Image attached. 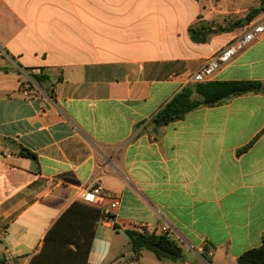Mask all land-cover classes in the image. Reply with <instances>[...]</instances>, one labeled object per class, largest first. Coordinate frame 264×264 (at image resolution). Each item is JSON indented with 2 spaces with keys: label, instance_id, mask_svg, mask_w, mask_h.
Listing matches in <instances>:
<instances>
[{
  "label": "crops",
  "instance_id": "1",
  "mask_svg": "<svg viewBox=\"0 0 264 264\" xmlns=\"http://www.w3.org/2000/svg\"><path fill=\"white\" fill-rule=\"evenodd\" d=\"M259 4L0 0V264L42 250L39 264H84L92 236V264H238L262 244L264 91L151 123ZM201 23L207 39L196 41ZM237 79L264 84V37L211 80ZM95 183L120 198L111 218H97L108 201L80 197ZM166 223L180 259L122 252L126 229L164 234Z\"/></svg>",
  "mask_w": 264,
  "mask_h": 264
},
{
  "label": "trees",
  "instance_id": "2",
  "mask_svg": "<svg viewBox=\"0 0 264 264\" xmlns=\"http://www.w3.org/2000/svg\"><path fill=\"white\" fill-rule=\"evenodd\" d=\"M262 11H264V0H260L259 6L250 10L247 19L249 21L252 20ZM241 23V20H239L231 26L221 27V30H231L240 26ZM190 30L194 40L205 41L207 39L206 33L208 32V27L206 24L201 23L198 26L192 27ZM36 78L39 81H43V77L41 76H37ZM260 91H264V84L260 80L254 79L191 82L177 92L172 99L154 115L151 123L158 128L170 122L182 119L187 113L199 107L220 105L236 96ZM22 153L27 156H35V154L28 149H23ZM102 214L109 218L112 217L109 213L105 214V212L97 210V218ZM125 232L135 253V258H138L143 250H151L159 260H178L182 257V247L167 234H156V232L146 229H126ZM93 238L92 236L87 241L84 264H92L88 261V254ZM44 257L45 250H42L41 253L32 257L29 264H39V262H41L40 259H44ZM238 264H264V238L260 246L243 252L238 257Z\"/></svg>",
  "mask_w": 264,
  "mask_h": 264
},
{
  "label": "built area",
  "instance_id": "3",
  "mask_svg": "<svg viewBox=\"0 0 264 264\" xmlns=\"http://www.w3.org/2000/svg\"><path fill=\"white\" fill-rule=\"evenodd\" d=\"M264 37V11H262L257 20L248 25L245 30L237 36L231 43L222 48L220 51L209 57L200 69L191 75L190 82H204L211 80L215 72L223 65L229 63L240 52L252 44L258 42ZM6 53L0 48V59L4 58ZM37 69L33 70V73ZM36 83L32 72L26 73V88L23 92L26 96H31V88ZM80 197L91 203H101L108 201L109 209L105 210L108 214L110 210L117 209L120 205V198L112 193L107 192L101 184L95 183L90 187H84L80 190ZM169 225L166 223L162 226V232L166 234L169 231Z\"/></svg>",
  "mask_w": 264,
  "mask_h": 264
},
{
  "label": "rangeland",
  "instance_id": "4",
  "mask_svg": "<svg viewBox=\"0 0 264 264\" xmlns=\"http://www.w3.org/2000/svg\"><path fill=\"white\" fill-rule=\"evenodd\" d=\"M122 252H125L127 256H130V254H133V249H132L131 244H129V242L126 243L125 249H123ZM145 253L153 259L154 257H156L155 254L151 250H146ZM118 264H121V263H118Z\"/></svg>",
  "mask_w": 264,
  "mask_h": 264
}]
</instances>
